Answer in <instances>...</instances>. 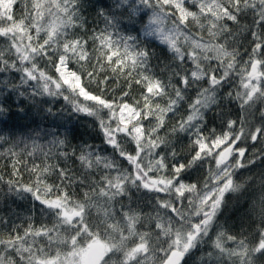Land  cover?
I'll return each instance as SVG.
<instances>
[{"label": "trees", "instance_id": "trees-1", "mask_svg": "<svg viewBox=\"0 0 264 264\" xmlns=\"http://www.w3.org/2000/svg\"><path fill=\"white\" fill-rule=\"evenodd\" d=\"M7 1L9 4L6 8H0V62L4 64L30 60L31 53L38 51L45 39H51L55 44L56 38L63 41L66 33H73L76 36L90 35L93 30L105 27L103 14L113 12L119 23L108 31L112 34L111 39L121 54L123 53L121 37H136L134 41H128L133 44V51L147 48L153 53L149 72L155 73L165 83L170 75L180 71L182 67H187L175 63L170 50L155 38L144 34L138 19L139 13L132 18L127 14L121 15L123 9L112 6L115 5V0H78L79 7L76 11L84 18L87 32L84 29L76 31L72 28L70 17L64 10L67 0H20V5L14 13L13 5L17 0ZM210 1L204 0L205 4ZM214 2H216L215 9L219 4V9L226 12L229 7H234V0H214ZM240 6L242 8L243 3ZM68 7L72 6L68 5ZM135 7L140 11H148L149 15L152 14L151 7L140 4L139 0H135ZM240 15L239 23L232 24H228L223 18L217 19L220 15L215 18L214 15L210 16L205 12H195V19L189 16L184 21L186 25L184 33L189 32L190 35H194L199 28L205 29L204 33L213 44L211 50L203 53L204 55L211 58L216 54L213 46L217 41L222 42L221 46L226 44V50L236 55L237 71L226 85L233 98H226L225 92L221 90L218 97L219 105L208 113V125L204 134L208 135V129L211 128H215L219 133L226 120L241 121L242 127L238 123L231 134L236 136L242 132L241 147L248 149V160H255V164H248L245 169L235 168L234 171L231 169L232 187L235 190L230 188L225 192L223 206L207 233H203L201 226L202 231L193 242L188 264H264V256L256 255L258 247L264 244V203H262L264 162L259 159L261 153H264V141L254 144L248 138L258 127L264 125V118L261 115L264 113V99L254 100L248 106L241 108L240 101L234 98L238 91H247L241 86L238 72L248 60V52L252 47L249 33L254 26V14L251 10ZM165 24L171 29L176 27L172 19L165 18L163 25ZM208 25L212 26L215 37L209 36ZM138 28L139 33L136 31ZM72 47L74 51L77 50L76 45ZM184 50L192 53L191 47ZM231 59V56H227L225 62ZM92 64H95L94 60ZM126 67L131 68V62ZM200 67L206 69L207 62L202 63ZM212 67H217L215 60L212 61ZM83 70L91 71V65ZM136 71H144V69L138 68L131 71L129 76L120 75L119 78L108 71L97 77L100 79L106 75L109 78L107 85H97L95 82L91 84L92 91L98 94L94 98L104 103L106 101L108 104H120L122 93L128 92L129 101L123 106L138 111L144 135L143 144L135 150L136 156L132 160L122 159L119 150L113 151L106 146L100 135V129L96 127L93 119L72 114L63 101L57 103L56 107L65 108L67 113L64 117L65 127L70 129L67 133L65 128H56L51 123L52 117H48L43 111L37 114L36 109H33L32 115L26 118L20 116L15 120L4 118L5 122L0 123V129L4 130L3 135L7 138L4 149L14 148L17 158L21 161L17 166L18 175H16L9 160L0 159V176H3V181H0V240L13 241L11 246L0 245V250L8 247L6 256L12 257V260L6 258L5 264H13V261L14 264H64V260L70 256L74 246L79 250V256L83 257L92 242H101L105 245L107 253L103 264H163L172 251H183L189 235H194V228L200 225L203 211H210L207 205L211 204L216 189L221 185L219 180L222 179V175H218L216 179L212 178L213 173H221L223 170L217 168L212 156L216 148H212L206 154L203 163H197L185 173L187 179L183 181V190L178 189L177 186L174 189L171 183L170 187L173 188L174 193L148 191L145 184L149 185L157 179H151L148 176L150 171L147 172L146 168H150L151 165L160 167L161 177L170 183L174 179L172 167L177 162H188L191 158L192 137L190 132L172 131L186 111V105H180L168 118L169 97L174 95L173 89L169 87L164 93L148 85L151 97L145 100L140 96L141 87L136 84ZM254 81L258 82L260 88H264V78L253 79V83ZM129 84L132 85L130 91ZM87 94L91 95V93ZM194 94V89L188 91L189 97ZM101 95L105 99H101ZM256 95L259 93L257 92ZM133 100L138 101L140 107H133ZM28 107L30 105L26 104L25 108ZM57 136L61 139L66 138L67 143L63 148L59 145L53 147L51 141ZM33 140L41 145V151L30 157L26 153L32 150ZM85 143L99 149L98 155L108 161L107 168L103 163L97 165L94 159L90 168L82 167L78 158L64 159L60 155L63 152L70 154L72 149H76L78 157L81 146ZM120 144L127 151L133 150V145ZM147 149L154 150L155 156L152 155L150 163H145L141 157H145V152H149ZM140 152L142 155H139ZM173 152L176 153L175 159L171 156ZM42 153H47V158ZM163 156H167L168 159L162 161ZM33 162L41 167L50 165L54 169L58 167L70 169L69 174L74 181L65 189L69 193L66 199L62 198L64 192L59 196L55 191L50 194L45 193L43 186H41V196L61 205L69 204L84 209V224L89 229L87 235L79 236L80 227L67 224L61 211H56L57 208H42L39 202L33 200L32 195L23 192L17 195L9 191L7 182L10 179L18 183L32 184L33 173L29 169L32 168ZM165 180L163 183L167 182ZM46 183L59 185L58 174L48 175ZM117 185H122L123 190ZM205 193L207 196H213L208 204L204 202ZM198 212L200 215L197 214ZM127 216L136 218L135 222L139 224L134 229L136 234L134 238H127L129 230H125L124 226ZM30 224L33 226L31 232L25 236V230L29 229ZM36 230H40L41 235H35ZM142 231L148 234L144 242L140 237L144 234ZM18 235L23 239L16 240ZM178 238H182V247L175 244ZM121 243L123 246H120ZM138 244H141L140 250L145 246L147 256L144 261L134 262L132 258L126 257L125 249L137 247ZM246 247L247 253L243 258L239 253ZM115 250L119 251L117 256L113 255Z\"/></svg>", "mask_w": 264, "mask_h": 264}, {"label": "snow or ice", "instance_id": "snow-or-ice-1", "mask_svg": "<svg viewBox=\"0 0 264 264\" xmlns=\"http://www.w3.org/2000/svg\"><path fill=\"white\" fill-rule=\"evenodd\" d=\"M139 3L146 7L150 6L152 14L149 15L148 11H140L135 7V0H115V5L112 6L122 8L123 13L121 15L127 14L129 18L139 13L138 19L146 36L154 35V25H162L165 18L172 19L176 27L167 31L164 28H156L155 32L160 33L163 46L171 51L172 60L180 66H187L186 68L182 67L180 71L170 75L167 83H165L155 73L149 72L150 58L153 53H150L147 48L133 51V44L128 43V41H134L136 37H121V46L123 48V53L121 54L115 42L111 39L112 34L108 31L109 28L115 27L119 23V20L115 13L106 12L103 14L105 27L93 30L90 35L76 36L73 33H66L64 40L61 41L57 37L55 44L51 39H45L41 43L39 50L31 53L30 60L26 59L16 64H4L0 62V123L5 122L4 118L11 120H15L18 116L26 118L32 115L33 109H36L37 114L43 111L48 117H52L51 123L56 128H65L67 133L70 129L65 127L66 121L64 117L67 115L65 108L56 107L57 103L63 101L65 107L72 114L93 119L96 127L100 129V135L106 146L110 147L113 151L119 150L122 159L132 160L136 156L135 150L138 146L135 137H126L129 143L133 144V150L127 151L126 148L121 146L119 139H113L111 135L113 124H115L117 133H120L122 125L118 112L119 108L129 101L128 92L122 93L120 104L113 105L105 101L104 104L100 105V108L105 111V115L109 118L108 122L105 123V119L101 118L99 113L94 110L97 101L95 99H88L81 89L86 90V93H91L95 97L98 94L92 91L91 84L93 82L97 85H107L109 83V78L106 75L97 79L101 73L111 71L113 76L119 78L120 75L129 76L131 71L143 68L144 71H136L135 77L136 84L141 87V98L147 100L151 97L148 85L158 88L164 93L171 87L174 95L169 97L170 111L168 118L178 110L180 105H186L185 115L173 127L172 131L191 133L192 154L188 162L180 161L172 167L174 179L170 183L177 186L178 189L182 188L183 181L187 179L185 173L197 163H203L206 154L214 147L216 148V152L212 153V156L217 168L225 169L222 173L212 174L213 179H216L218 175H222L219 183L223 187L216 189L215 198L212 199L210 205H207L210 211H203L200 225L195 227L197 235L200 234L201 226H203L204 233H207L217 218L219 209L223 206L225 192L230 188L233 191L235 190L232 187V175L235 168L245 169L248 164H255V160H248V149L241 147L242 132L236 136L231 134L238 123L242 127L241 121L226 120L223 123V129L219 133L215 128H211L208 129V135L204 134L208 125V113L219 105L220 101L218 97L221 90L225 92L226 98H233L232 93L228 92L226 85L233 73L237 71L236 55L229 53L226 50V44L221 46L222 42L220 41H217V44L213 46L216 54L211 58L203 54L207 52V49L203 47V42H201V46L194 48L192 53L177 45L178 36L183 35L186 28L184 24L186 17L191 16L195 19V12L204 13L206 11L204 0H139ZM241 3L244 5L242 8L240 6ZM19 5L20 0H17L16 4L13 5V13ZM68 5L72 7L69 8ZM210 6V4L207 5V7ZM78 7V0H67L64 10L70 17L73 29L76 31L84 29L87 32L84 18L76 11ZM105 8L107 9L108 7ZM249 10L254 14V26L249 33L252 47L248 52V60L239 68L241 86L247 91H238L234 97L240 101L241 108L248 106L254 100L264 99V88L247 83L248 80H261L264 78V0H234V7H229L223 17L228 24L239 23L240 14ZM136 31L139 33L140 29L138 28ZM208 32L210 36L215 37L216 34L211 28L208 29ZM73 45H76V51L73 50ZM227 56H231L232 59L225 62V57ZM93 60L95 64H92ZM213 60L217 62V67H212ZM129 62H131V68L126 67ZM205 62H207V68L202 69L200 65ZM89 65H91L92 70L84 71L83 69ZM62 72L72 73V79L66 81ZM17 74H19L18 77ZM85 77H87V81H85ZM77 78L80 80L79 87L75 86ZM131 87L132 85L129 84V91ZM190 89H194L195 92L191 97L188 96ZM257 92L259 95H256ZM101 99L105 98L101 95ZM26 104L30 105L27 109L25 108ZM132 106L140 107L139 102L136 100L132 101ZM261 115L264 118V113ZM33 123H35V120H33ZM3 132L4 130L0 129V159L7 158L11 164L13 173L18 175L17 166L21 161L17 158L14 148L9 147L6 150L4 149L3 146L7 142V138L3 135ZM249 139L254 144L264 141V125L258 127ZM51 143L53 147L59 145L63 148L67 140L66 138L61 139L57 136L54 137ZM153 146L155 147L156 145ZM225 149L230 150L226 152ZM39 151H41V145L33 140L32 150L26 154L34 157ZM98 152L99 149L96 146L85 143L81 146L78 157L76 149H72L70 154L63 152L60 155L64 159L78 158L82 167L90 168L94 159L97 165L103 163L107 168L108 161L98 155ZM42 154L47 158V153ZM171 156L175 159L176 153H171ZM136 159L139 161L138 157ZM167 159V156L161 157L162 161H166ZM259 159L264 162V153H261ZM165 166L168 167V165ZM227 169H232L233 171H228ZM29 171L33 173L32 184L18 183L10 179L7 182L10 192H14L17 195L21 192L30 194L33 200L39 202L42 208L48 207L49 209L55 207V202L41 196V186H43L45 193L50 194L52 191H55L59 196L61 192H64L62 198L65 199L69 195L65 189L70 187L74 181V178L69 174L70 169L62 167L54 169L50 165L41 167L39 164L33 162L32 168ZM51 174H58L60 179L59 185L46 183L47 176ZM0 181H3V176H0ZM117 187L123 190L122 185H117ZM205 196H207L206 193ZM56 211H59V209H56ZM197 214L200 215L199 212ZM32 227L30 224L29 229L25 230V236L30 234ZM35 235H41V231L36 230ZM195 238V236L189 235L188 242L184 245L183 251L176 254V264H188V259L193 248L192 241ZM21 239L23 237L19 235L16 237V240ZM12 243V240H0V245L7 244L11 246ZM8 251V247L0 250V264H5L6 258L12 260V257L6 256ZM262 254H264V244H261L256 251L257 256Z\"/></svg>", "mask_w": 264, "mask_h": 264}, {"label": "rangeland", "instance_id": "rangeland-1", "mask_svg": "<svg viewBox=\"0 0 264 264\" xmlns=\"http://www.w3.org/2000/svg\"><path fill=\"white\" fill-rule=\"evenodd\" d=\"M8 4H9V2L7 0H0V8H6V6ZM208 4H210L211 6L207 7ZM208 4H206V11H205V13L207 15H210V16L214 15L215 18L220 15V17H219L220 19L225 16L226 11L219 9V4H217L216 9L214 8V6L216 4V2H214V0H211ZM212 26H213V24H212ZM212 26L208 25L207 32H208L209 28H211V30H212ZM153 28H154V35L150 36V37L155 38L156 40H158L160 42V44L163 45V43H162V41L160 39V33L159 32H155V29L156 28H164L167 31V30H169L171 28L167 27L166 24L165 25L157 24V25H154ZM204 30L205 29H203V28H199L198 31L194 35H190L189 32H186L183 35L178 36L177 45L179 47H181L182 49L191 47L192 50H193L194 48H197V47L201 46V42H203V47L207 49V52H209L211 50V46H212L213 43H212V41H210L209 37L207 38V35L204 33ZM208 34H209V32H208ZM62 75L64 76L66 81L71 80L72 77H73V74L72 73H68V72H62ZM247 83L249 85L251 83L254 86L258 84L257 81L256 82L254 81V83H253V79L252 80H248ZM75 86L76 87L80 86L79 78L76 79ZM81 91H82V93L86 94L88 99H95L97 101V105H96L95 110L99 113V115L102 118L105 119V123H107L109 118L105 115V111L100 108V105L104 104V102L99 100V99H97V98H94L93 96H91L89 94H87L83 89H81ZM118 115H119V119H120V123H121L122 127L120 129V133L118 134L117 130H116V127H115V124H113L112 132H111L112 138L113 139H117L118 138L120 143H123L124 145H127V146H131L133 144L129 143V141H128V139L126 137H128V136L135 137V141L137 142V145H138L136 149H138L139 146L143 144L142 141H143V136H144L143 135V129L140 126V121H139L140 119H139L138 111H136L135 109H133L131 107H128V106H122V107L119 108ZM147 150H149V149H147ZM141 153L142 152H140L139 155H142ZM145 154H146L145 157L144 156H141V157L145 160V163H148L150 158L153 157L152 155H154V150L150 149L149 152H145ZM159 168L160 167H155L153 165H151L150 168H146L147 172L150 171V172H148L150 174L148 176L151 179L152 178L157 179V180H153L149 185L145 184L146 187H150L152 189V191L155 189L156 190V191L154 190L155 192L174 193L175 191H173V188L175 189V186H173V188H171L170 187L171 183H168L167 180H165V179H163L161 177L162 173H161V170ZM224 170L225 169H223L221 171V173ZM227 170L231 171V169H227ZM164 180L167 181V182L163 183ZM221 186H223V185L221 184L220 187ZM183 189H184V186L180 190H183ZM179 191H177V194L179 193ZM211 197H213V196H211V195L210 196L209 195L206 196V198L204 199V202H206V204H208L209 200H211ZM171 207H173V206H170V208ZM54 208H57V209H59L61 211V213L63 214V218H64V220L66 221L67 224H70L73 227L74 226L75 227H80L79 236L82 237L85 234L87 235L89 233V229H87V227L84 224V219H85V216H84L85 212L83 211L84 209L82 210L79 207H74L73 205H69V204L61 205V204H59L57 202H55V207ZM135 220H136V218H133L131 216H127V221L124 222V226L126 227L125 230H127V229L129 230V232L127 233V238L128 237L134 238V236L136 235L134 229L139 224H137V222H135ZM201 231L202 230H200V233H201ZM142 233H144V234L142 236H140V237H141L142 242H144L145 239L147 238L148 234L145 233L144 231H142ZM199 236H200V234H199ZM123 240H125V238ZM181 241H182V238H180V239L178 238L177 241L175 242V244L178 245L179 247H182ZM120 246H123V243H121ZM140 246H141V244H138V246L134 247V248L126 247V249H125V252L127 253L126 257L132 258L134 260V262L135 261L140 262L142 260L144 261V259L147 256V251L145 249V246H143L142 250H140L139 249ZM78 251L79 250L74 246L70 256H68L67 259L64 260L65 261L64 264H82V262H81L82 257L79 256ZM118 252H116V250H115L113 252V255L117 256L116 254ZM246 253H247V247L244 250H242L239 253V255H243V258H244ZM261 256H264V254H262ZM54 264H56V263H54Z\"/></svg>", "mask_w": 264, "mask_h": 264}, {"label": "water", "instance_id": "water-1", "mask_svg": "<svg viewBox=\"0 0 264 264\" xmlns=\"http://www.w3.org/2000/svg\"><path fill=\"white\" fill-rule=\"evenodd\" d=\"M229 150L230 149H225L226 152ZM229 162H230V158H229ZM193 236L196 237L195 240L197 239V237H199V235H197V233L195 232V228H194ZM195 240H193L192 243ZM178 252H181V251L179 250L172 251L163 264H176V254ZM106 253H107V250L103 243L92 242L88 245L85 255L82 257L81 262L82 264H103L106 259Z\"/></svg>", "mask_w": 264, "mask_h": 264}, {"label": "flooded vegetation", "instance_id": "flooded-vegetation-1", "mask_svg": "<svg viewBox=\"0 0 264 264\" xmlns=\"http://www.w3.org/2000/svg\"><path fill=\"white\" fill-rule=\"evenodd\" d=\"M145 188H146V189L148 188V191H150V192H153V191L155 190V189H154V190L152 191V189H151L150 187H146V186H145Z\"/></svg>", "mask_w": 264, "mask_h": 264}]
</instances>
